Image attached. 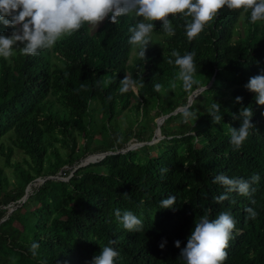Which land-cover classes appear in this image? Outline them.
Wrapping results in <instances>:
<instances>
[{
    "label": "trees",
    "instance_id": "obj_1",
    "mask_svg": "<svg viewBox=\"0 0 264 264\" xmlns=\"http://www.w3.org/2000/svg\"><path fill=\"white\" fill-rule=\"evenodd\" d=\"M170 19L173 36L154 21L158 38L145 61L128 43L134 14L116 24L85 23L35 56L22 55L19 45L0 57V264H91L110 239L121 254L116 264H184L179 252L194 223L221 211L236 220L223 264H264V105L244 87L264 69V21L253 24L250 11L224 7L189 40L184 24L191 18ZM11 31L0 24V32ZM173 49L196 53L199 86L191 91L167 63ZM126 75L144 86L121 94ZM157 83L164 91L154 90ZM190 100L198 118L185 122L178 109ZM213 101L221 104L219 124L206 112ZM243 107L252 109L255 128L234 151L228 129L240 126L232 115ZM121 115L133 116L131 127L113 123ZM153 128L160 138L149 142ZM13 149L20 157L10 162ZM221 173L246 180L258 173L260 181L251 196L233 191L216 203L227 191L213 183ZM169 195L175 210L160 208ZM247 207L258 213L254 220ZM116 209L140 217L143 230H125ZM32 242L40 245L36 257Z\"/></svg>",
    "mask_w": 264,
    "mask_h": 264
},
{
    "label": "clouds",
    "instance_id": "obj_2",
    "mask_svg": "<svg viewBox=\"0 0 264 264\" xmlns=\"http://www.w3.org/2000/svg\"><path fill=\"white\" fill-rule=\"evenodd\" d=\"M224 7L229 10H242L244 13L250 11V21L253 24L264 21V0H0V24L12 29L10 33L0 32V57L10 58L14 48L19 45H23L20 48L22 55L35 56L43 50L54 47L65 36L79 31L85 23L97 27L108 19L112 24H116L119 17L134 14L136 22L128 28L131 33L128 43L138 49V57L145 61L146 50L152 44L154 21H160L163 31L168 36H173L175 28L170 16L182 14L183 17H190V20L185 21L184 29L191 40L200 34ZM195 56V51L181 55L178 50L173 49L167 61L168 64H174L179 68L176 79L182 81V87L186 91H191L194 85L199 86V81L195 78L197 71ZM105 83H111V80ZM143 86L142 80L138 82L126 75L121 80L119 91L124 94ZM81 87L83 88L84 85ZM176 87V83L172 82L171 88ZM244 87L255 94L258 105H264V69L250 77ZM154 90L164 91L159 83L154 85ZM242 100L241 96L235 97L236 103H242ZM191 108L190 100L178 109L185 122L195 121L198 118L197 113ZM220 109L221 104L218 101H213L206 109L212 122L216 124L222 120ZM252 116L253 111L250 107H243L238 114L233 113L232 119L241 121L238 128L229 125L228 129L229 143L234 151L243 146L251 130L255 128L251 121ZM167 171V168L161 169L162 173ZM259 181L258 173H254L247 180L242 177L218 174L214 177L213 183L220 184L227 191L214 197V200L216 203H222L228 199L227 193L233 191L240 195L251 196L255 192L252 185ZM176 201L175 195H169L161 199L160 208L175 210ZM252 203L255 201L253 200ZM245 212L248 218L253 220L258 215L252 207L245 208ZM114 215L128 232L143 230L142 219L131 210L122 212L116 209ZM235 226L236 220L230 211H221L215 218L205 214L194 223L185 246L180 248L179 239L174 241V246L180 248L179 257L184 264H223L228 257L226 250L230 246V240L234 238ZM116 243V240L110 239L107 245L100 248L99 254L93 256L91 264H116L121 255L120 251L114 247ZM165 243L166 241H162L158 247L163 249ZM39 247L37 242H32L30 245L29 251L33 257L38 255Z\"/></svg>",
    "mask_w": 264,
    "mask_h": 264
},
{
    "label": "rangeland",
    "instance_id": "obj_3",
    "mask_svg": "<svg viewBox=\"0 0 264 264\" xmlns=\"http://www.w3.org/2000/svg\"><path fill=\"white\" fill-rule=\"evenodd\" d=\"M158 38L157 36L153 35V39H156ZM159 122V119H155V124ZM113 123H115V125L118 127V128H128V127H131L132 124H133V116L132 115H121L120 117H118L117 119H115L113 121ZM146 135V134H145ZM160 136H159V131L157 128H153L152 130V134L150 135V137L148 138V141L149 142H154L156 141L157 139H159ZM7 142L5 141L4 144H6ZM142 143L141 142H130L128 144V148L130 147H135L137 145H141ZM20 157V154L18 151H16L15 149H13V153L11 154L10 156V162H13L14 160L17 161ZM4 171L8 174V169L7 168H4ZM11 186H6V190H8V188H10ZM26 190H27V186L25 187ZM5 190V188H4ZM3 192V191H2ZM0 195H1V192H0ZM24 198H22L23 200ZM12 205L10 202H8L7 206H10Z\"/></svg>",
    "mask_w": 264,
    "mask_h": 264
},
{
    "label": "water",
    "instance_id": "obj_4",
    "mask_svg": "<svg viewBox=\"0 0 264 264\" xmlns=\"http://www.w3.org/2000/svg\"><path fill=\"white\" fill-rule=\"evenodd\" d=\"M104 153H105V152H104ZM104 153H101V154H104ZM95 157H97V154L89 155L88 158H87V160H88V161H92V160H94ZM26 191H27V190H26V188H25L23 198L26 197V193H25Z\"/></svg>",
    "mask_w": 264,
    "mask_h": 264
}]
</instances>
